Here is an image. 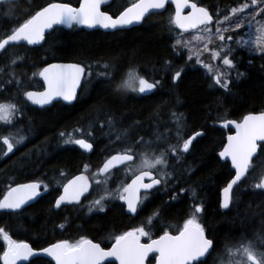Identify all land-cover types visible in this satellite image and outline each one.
I'll use <instances>...</instances> for the list:
<instances>
[{
	"label": "trees",
	"instance_id": "obj_1",
	"mask_svg": "<svg viewBox=\"0 0 264 264\" xmlns=\"http://www.w3.org/2000/svg\"><path fill=\"white\" fill-rule=\"evenodd\" d=\"M53 1L67 0H0V37L13 25L22 23L35 11ZM221 1H224L221 3V7L226 9L224 13L244 2ZM10 8L9 16L6 14ZM224 13H221V18ZM213 17L215 24L216 15ZM166 23L164 13H157L146 17L139 26L123 31L85 32L78 27L53 28L45 35L40 46L10 47V53L24 57L23 61L15 66L16 76L22 81V85L18 88L15 83L6 84L5 81L9 78L7 70L0 74V84L4 85V91L0 92V102L13 99L19 101L23 99V91L38 88L39 76L33 77L32 74L53 61L82 60L88 66L91 61H102V66L106 61L114 68L115 76L110 86L106 87L105 81L100 80L90 86L91 92L87 97L72 106H52L35 116L33 125L36 135L44 140L38 152L53 153V137L56 131L83 120L94 112L97 116L102 115L103 122L108 116L113 118L116 135L127 130L126 136L143 137L146 141L156 140L155 133H162L167 136L168 142L177 143L173 112L183 114L181 134L184 138L195 132L203 133L193 142L189 152L183 154L178 164L174 159H170V164L174 167H169L168 171L173 173V179L166 186L160 185L156 194L144 201L134 217L125 214L119 200H111L107 202L104 212L88 218L71 217L61 223L63 212L61 209L54 211L51 207V201L57 194V184L53 182L55 176L50 175V192L25 207L19 215L10 216L5 211H0V228L7 231L10 227L13 239L27 242L34 249H42L65 239L64 236L68 237L67 240L75 242L76 239L70 236L75 232L88 235V239L107 247L114 241L115 235L143 226L155 211H158L159 215L153 220L150 228L152 237L164 231L174 232L190 218L194 204L203 206V212L196 214L197 219L215 245V249L207 257V264H221L226 244L239 245L241 241L255 239L258 233L264 235V190L252 187L260 174L264 173V156L259 161L254 159L255 171L238 187H234L233 202L226 210L221 209L219 205V191L232 177L233 172L229 164L220 162L217 156L227 134V129L223 127L225 121L240 119L247 113L264 111V55L250 45L232 47L235 51L230 58L233 59L235 67H224L222 70L230 73L231 83L228 90L217 88L212 83L211 74L203 66L192 63L188 65L190 68L186 69L174 63L181 61V58L176 55L177 49L171 52L169 48L172 41L165 31ZM245 28L239 30V34ZM227 34H232L234 38L238 35ZM199 48L202 49L203 46ZM209 57L206 54L201 60L209 62ZM169 58L173 59L172 72L175 69H183L175 84H171V75L167 72L170 65H165ZM5 63L7 61L0 58V66ZM131 65L149 70L150 77L161 82L160 90L141 98H134L124 92H114L117 78L124 68ZM103 122L100 120L101 124ZM110 130L105 124L100 129L96 128V133L101 137ZM159 145L164 148L167 146L161 142ZM97 152L96 148L90 156L95 157ZM42 160L44 172L51 173H55L59 167L77 170L80 162L76 151L65 149L60 150L54 158H34L33 162L23 161L17 165L12 162L10 169L13 171L28 166L31 172H27L26 168L20 172L26 177L27 173L32 174L35 168H40ZM4 175L0 174V184ZM109 187L114 188L113 184ZM181 189L185 191L181 192ZM192 189H195L194 198ZM92 191L95 193V188ZM94 193L89 197L93 198ZM174 196L176 198L172 199ZM10 217L13 223L8 226L6 221ZM60 224L65 225L63 229L58 227ZM2 251L3 241L0 240V254ZM152 261L153 258H149L148 262ZM35 264H48V260H36Z\"/></svg>",
	"mask_w": 264,
	"mask_h": 264
},
{
	"label": "snow or ice",
	"instance_id": "obj_2",
	"mask_svg": "<svg viewBox=\"0 0 264 264\" xmlns=\"http://www.w3.org/2000/svg\"><path fill=\"white\" fill-rule=\"evenodd\" d=\"M107 3L108 0H80L78 8L68 3H49L46 7L35 11L22 23L13 25L0 37V58L7 61L0 66V74L7 70L6 74L9 77L5 83H15L18 88L22 85V81L16 76L15 66L21 63L24 57L10 53V47L20 45L21 42H26L27 45H38L45 39L46 30L53 29L55 25H63L69 29L73 26H84L120 30L144 22L146 17L164 10L169 3L175 5V15L169 17V25H174L182 32L196 30L191 39H176L173 49H186L187 61H192L195 57V63L207 69L215 85L228 90L231 83L230 73L222 70L214 71L211 64L201 60V56L205 52L210 53L213 61L221 60L227 69L234 68V61L229 57L233 55L235 49L227 44V41L234 40V36L227 33H238L235 38L238 46L254 44V50L264 55V0H244L237 6L231 7L222 15V18L220 11L217 10L215 24L218 26L215 30L212 27L213 14L208 8L198 6L191 0H133L131 5L115 18L108 11L102 10V6ZM186 8H190L191 11L184 15L182 13ZM6 15H11V8ZM253 22H255V39L244 40L239 30L246 26L253 28ZM193 41L202 43L203 48L197 47ZM209 45L215 46L210 48ZM169 64V61H165V65ZM103 68L104 71L97 73V76L103 78L107 87L111 85L114 73L109 70L110 66L107 63L103 65ZM182 71L183 69L175 71L172 77L174 81L181 77ZM37 75L43 78L46 85L44 91H23V95L32 104L44 106L51 104L57 98L68 102L76 99L77 88L81 85L85 68L79 64H48L32 74L33 77ZM89 75H91L90 72ZM159 83L158 80L150 82L149 79L140 75L136 68L130 67L115 84L113 91L143 95L152 92ZM3 91L4 85L0 84V92ZM20 112L18 105L11 100L0 102V125L15 127V119ZM172 118L176 124V144L168 142L165 134L155 133L156 141L167 145L157 152L152 147L153 141H146L140 137L135 143L126 145L122 150L108 157L103 166L92 173L91 182L88 176L81 174L63 183L61 185L63 192L55 199L53 208L79 205L81 197L94 183L99 194L87 206L88 213L104 212L107 202L111 200L123 201L129 213H136L138 206L148 199L149 190L158 191L157 186H166L173 179V173L167 171L169 167H174L170 164V158L179 163L183 154L189 152L197 137L203 135L201 132H195L185 139L181 134L183 114L173 112ZM114 123L113 118L108 116L101 127L106 124L109 129H112ZM229 125L234 126L235 135L227 136V143L219 152V157L230 160L235 172L227 186L223 188L221 207L224 209H228L233 202L234 186L238 187L255 171L254 159L259 161L264 156V111L249 113L239 122L227 120L223 123L224 128H228ZM75 131L83 133L82 129ZM59 135L63 138L64 144L78 145L79 148L89 152L93 149V144L86 138H76L73 133L65 132H60ZM91 135L92 132L89 129L87 136ZM126 135L127 130H124L123 134H117L115 139L120 141ZM25 139L26 137L21 135L19 130L16 133L0 135V149L6 146V151H2V154L7 156L12 153L14 148L22 144ZM137 145L140 150H137ZM121 166H123L122 169ZM88 168L89 166L85 164V171H88ZM113 169L122 170L125 176L131 175L134 178L131 183H125L122 180L115 188H110L109 184L115 175ZM60 175H64L63 171ZM146 179L148 183H145ZM41 183L39 181L22 183L16 184L15 187L9 184L3 197L0 198V211L10 210L11 213L19 215L25 205L41 195ZM57 183L61 182L57 181ZM252 187L264 190V173L260 174L258 181ZM43 188L47 191L48 185L44 184ZM141 190H144L143 195ZM184 191L185 189H181V192ZM192 196L195 197V189H192ZM175 198V196L172 197V199ZM202 212L203 206L194 204L192 215L185 220L177 234L173 235L169 231H164L159 238L153 239L150 228L153 220L159 215V212L155 211L143 226L115 235L114 243L107 249L100 243L81 237L75 242L67 239L59 240L37 250L26 242L13 239L4 228H0V240L3 241L0 261L2 264H18V262L35 264L36 260H48V264L53 262L54 264H105L110 258H114L119 264H146L150 254L155 253L157 254L155 264H207V257L215 249V245L197 219L196 214ZM64 226V224L58 225L61 229ZM142 238H147L148 242L142 243ZM221 264H264V235L258 233L255 239L241 241L239 245L226 244Z\"/></svg>",
	"mask_w": 264,
	"mask_h": 264
},
{
	"label": "flooded vegetation",
	"instance_id": "obj_3",
	"mask_svg": "<svg viewBox=\"0 0 264 264\" xmlns=\"http://www.w3.org/2000/svg\"><path fill=\"white\" fill-rule=\"evenodd\" d=\"M132 2H133V0H108V3L102 6V10L108 11L109 14L113 15V17L115 18L126 7H129ZM191 2L197 3L198 6L208 8L209 12L213 15L216 14L217 10H219L220 13H224L226 10L225 8L221 7V3L224 2L221 0L220 1H218V0H191ZM66 3L71 4V6L76 8L79 6L80 0H67ZM190 11H191L190 8H186V9H184L182 14L187 15L188 12H190ZM158 13H164V17H165L166 22H167L165 24V31L167 32V34L169 36V40L171 39V41H172L171 43H169V48H170L171 52H174L173 51V44L175 43L176 39L188 40V39H191V37L195 34L196 30H189L188 32H181L174 25H169V21H168L169 17L175 15L174 6L171 3L167 4L165 9L158 11ZM216 26H218V25H216V24L212 25L213 30H215ZM130 28H133V27H130ZM130 28L121 29L119 31L129 30ZM170 28L172 29L171 31H170ZM82 30H84V29H82ZM91 31H99L100 32L101 30H99V29L89 30V31L85 30V32H91ZM115 31H117V30H115ZM101 32H104V31H101ZM173 32L175 34H173ZM217 43H219V42H217ZM193 44H195L197 47L203 46L202 43H197L195 41H193ZM227 44L230 46L231 41H227ZM233 45H234V40H233ZM176 52H177L176 55L180 56L181 61L174 62V63H176L182 67L184 66V68H186V69L190 68V67H188L189 64H191V65H192V63L196 64L195 58H193L192 61H187V59H186L187 58V50L186 49L177 48ZM167 61L170 62V64H169L170 69H167V72H169L168 73L169 76L171 75L170 76V78H171L170 82H171V84H175V82H177V80L174 81L172 77H173L175 71L178 69H175V71L172 72L173 59L169 58ZM51 63L79 64V65H81V67L85 68V75L82 77L81 85H80L79 90L77 91L76 99H74L71 102H63L61 100H56V101L52 102L47 107H43V106L34 107V106L29 105L27 103L24 95H23V99H19V101L17 99L11 100L13 103H16L18 105V107L21 109V112L18 114L17 118L15 119V127L0 125V135H8L9 132L16 133L19 130L20 134L25 136L26 139L24 140V142L22 144L18 145L16 148H14L13 152L9 153L7 156H4L2 154V151H6V146H3V148L0 149V174L6 175V176L4 175L5 177L3 176V180L1 181V184H0V193H1L0 198L3 197V194L7 190V186L9 184H11V186L14 187V186H16V184L32 183V182H37V181L42 182L41 183V195L36 197V199L34 201H32L31 203L25 205L24 206V208H25L28 205L36 202L40 197H42V196H44L50 192L52 185H51L48 178L51 177L50 175H53V176H55V179L53 180V182L57 184V186H56L57 194L55 195V197L51 201V204H52L51 207L54 211H57L59 209L53 208V204H54L55 199L60 195V191L62 188L61 185L63 183H66L70 178H72L76 175H79V174H83V175L88 176L90 178V182H91L92 173L95 172L97 169H99L100 166L106 161V159L108 157L116 154V152L122 150L126 145H130V144L135 143V141L138 140L140 137L128 135V136H123L122 140L117 141L115 139L116 129L114 127L110 130V132L105 133V136L99 137V133H96V128L97 129L101 128L100 120L103 122V120L101 118L102 115L95 116L94 118L91 117V115H88V116H85L83 120H80L76 123H73L72 125H70L68 127H65V128H62V129H59L56 131L55 136L53 137V140H54V145L52 147L53 153H48V152H43V151L38 152V148H40V147L42 148V146H43L42 144H44V140L42 137L38 138L36 135V130H35L34 125H33L35 116H37V114H40L41 112L51 108L52 106L53 107H55V106H58V107L59 106H66V107L72 106L78 100H82L88 96V93L91 92L90 86H92L95 82L103 80L102 77L97 76V73L104 71V68L102 66V61H100V63L97 61H91V64L89 66L85 63V61H82V60H57V61H53ZM105 63H107L110 66L109 70L114 73V68L110 65V63L106 62V61L104 62V64ZM166 66H168V65H166ZM200 66L202 67V65H200ZM130 67L136 68L138 70L139 74L144 76L145 78L149 79L150 82L153 81L152 77H150L151 74H150L149 70L142 69L137 65H131V66H127L126 68H124V70L122 71V74H120V76L117 78L116 83L119 82V80L122 78L123 74ZM42 68H43V66L41 67V69ZM221 69L223 70L224 68L222 66L218 67V70H221ZM89 72L91 73V75H89ZM211 80H212V78H211ZM212 83L214 84L213 80H212ZM161 86H162V84L160 82L159 85L152 92H150L148 94H143V95L137 94L134 92H124V93L129 94L134 98H141V97L148 96L154 92H158L160 90ZM216 86H217V88H219L218 85H216ZM42 89H43V85L40 82V86L38 88H35L32 90L33 91H41ZM76 129H82L83 133L76 132L75 131ZM89 129L92 132L91 136H87V132ZM114 130H115V132H114ZM60 132L73 133L76 138L88 139V141L93 144V149L87 153V152L83 151L81 148H79L78 145L64 144L63 138L60 137V135H59ZM151 141L154 142L155 140H151ZM103 144H104V146H103ZM154 144H155V142L152 144L153 148H155ZM157 147L159 149L164 148L162 145L157 146ZM96 148L98 149V152L96 153L95 157H91L90 156L91 153ZM158 148H155V149L158 150ZM65 149L66 150L72 149V150L76 151V153L79 155L80 162H79V165L77 166V170L71 171V170H67L63 167H59L57 169V171H55V173H51V172H47V171L44 172L45 167L43 166V164H44L43 160H42L41 164L39 165L40 168L39 169L35 168L34 171L32 172V174L27 173L26 177H24V175H22L20 172L23 171L25 168L27 169V172H31V171H29L28 166H25L24 168L21 167L18 169H14L13 171L10 169V167L12 166V162H15V164L14 163L13 164L17 165L19 162H23V161H32L33 162L34 158H38V159H40V158H42V159L54 158L58 154V152H60V150H65ZM25 150L28 152H26ZM137 150H140L139 145H137ZM217 156H218V154H217ZM85 164H87L89 166L88 171H85V169H84ZM176 164H178V163H176ZM31 165H33V163H31ZM122 168H123V166H121V169ZM168 170H169V168L167 169V171ZM61 171H63V173H64L63 176L60 175ZM113 172L115 173V175L113 176L112 181L110 182L109 185L113 184L114 188L122 180L125 183H129V181L133 178L131 175L125 176L124 171H122V170L117 171L116 169H113ZM57 181H60L61 183L58 184ZM44 184L48 185L47 191H44V188H43ZM53 188H55V187H53ZM93 188H95V190H96L95 193L92 191ZM149 192H150L149 197H152L153 195L156 194L157 190L152 189ZM91 193H94L93 198L89 197ZM98 194H99V190L96 189L95 184L92 183V187L89 189L88 193L81 198V202L79 205L62 206L60 208L61 211L63 212V215H62L63 221L61 223L68 221L69 219H71V217L88 218L93 214L100 213L98 211H93L92 213H88V210H87V206L90 204V202L94 198L97 197ZM141 195H143V191H141ZM120 203L123 205L124 212H125L124 202L120 201ZM142 206H143V204L138 206L137 212L140 209V207H142ZM4 211H5V213H8L10 216L13 215V213H11L10 210H4ZM22 211H20V213ZM70 221H72V220H70ZM6 222H8V226H11L10 224L13 223L11 217L8 218ZM7 232L9 234L11 233L10 227H8ZM70 236L74 237L76 240L80 239L81 237L88 238V235H85V234L80 235V234H77L75 232H72V235H70ZM64 237H65V239L68 238L67 236H64ZM65 239H63V240H65Z\"/></svg>",
	"mask_w": 264,
	"mask_h": 264
},
{
	"label": "water",
	"instance_id": "obj_4",
	"mask_svg": "<svg viewBox=\"0 0 264 264\" xmlns=\"http://www.w3.org/2000/svg\"><path fill=\"white\" fill-rule=\"evenodd\" d=\"M8 1H12V2H14V1H16V0H8ZM52 3H62V2H52ZM48 5V4H47ZM47 5H45L44 7H46ZM173 6H174V9H175V5L174 4H172ZM79 7V6H78ZM78 7H76V8H78ZM43 8V7H42ZM41 9V8H40ZM39 9V10H40ZM135 25H137V24H133V25H130V26H128V27H126V28H124V29H127V28H129V27H131V26H135ZM54 27H63V28H65V29H69V28H67L66 26H63V25H55ZM77 27H82V28H84V29H86V30H91V29H100V30H103V31H113L112 29H103V28H100V27H96V28H87V27H84V26H77ZM179 29V28H178ZM180 30V29H179ZM47 32H49V30H46V33ZM45 33V34H46ZM20 44H25V45H27L26 44V42H21ZM39 45V44H38ZM28 46H37V45H28ZM52 64H65V63H52ZM46 67V66H45ZM40 80H41V82L43 83V86H44V89H45V87H46V85L44 84V81H43V78L42 77H40ZM44 89L42 90V91H44ZM78 89H79V87L77 88V91H78ZM42 91H38V92H42ZM56 100H61V101H63V102H68V101H64V100H62L61 98H57ZM29 104H31L32 106H36V107H38V106H41V105H37V104H32V102L31 101H28V100H26ZM55 101V100H54ZM50 104H48V105H44V106H49ZM43 106V107H44ZM253 113H260V112H253ZM249 114V113H248ZM245 115H247V114H245ZM244 115V116H245ZM242 118H243V116H242ZM242 118L240 119V120H242ZM231 120H234V119H231ZM240 120H235V121H237V122H239ZM228 129L230 130V133L228 134V135H235V128H234V126H232V125H229V127H228ZM227 135V136H228ZM227 136H226V138H225V142H224V145L227 143ZM223 145V146H224ZM83 150V149H82ZM223 150V147H222V149L220 150V151H222ZM83 151H85V150H83ZM85 152H89V151H85ZM218 156H219V154H218ZM219 159H220V161L221 162H228V164H229V166H230V168H231V170L233 171V175H234V172H235V170L231 167V161L230 160H224V159H221L220 157H219ZM104 164V163H103ZM103 164L100 166V167H102L103 166ZM79 175H81V174H79ZM232 175V176H233ZM76 176H78V175H76ZM76 176H74V177H72V178H70V179H73V178H75ZM134 178V177H133ZM132 178V179H133ZM232 178V177H231ZM230 178V179H231ZM69 179V180H70ZM131 179V180H132ZM131 180L129 181V183H131ZM147 181V182H146ZM230 181V180H229ZM228 181V182H229ZM149 181L146 179L145 180V183H148ZM227 182V183H228ZM67 183V182H66ZM227 183H226V185L224 186V187H226L227 186ZM15 187V186H14ZM223 187V188H224ZM235 187V186H234ZM223 188H221L220 189V191H219V203H220V207H221V203H222V201H223ZM141 191H144V190H141ZM150 191V190H149ZM62 192H63V188H61V191H60V194H62ZM88 192H86L83 196H85L86 194H87ZM82 196V197H83ZM81 197V198H82ZM36 199V198H35ZM34 199V200H35ZM33 200V201H34ZM32 201H30L29 203H31ZM28 203V204H29ZM124 206H125V213L126 214H128V215H131V216H134L135 215V213H129L128 211H127V205H126V203H124ZM222 208V207H221ZM222 209H224V208H222ZM224 210H226V209H224ZM172 234V233H171ZM175 234H177V233H174L173 235H175ZM161 235H163V234H161ZM157 238H159V236L158 237H155V238H153V239H157ZM148 241H146V242H142V243H147ZM113 244V243H112ZM111 244V245H112ZM111 245L108 247V248H110L111 247ZM48 247V246H47ZM107 249V248H106ZM152 255H154V260H153V263H148L147 261H146V264H155V256L157 255V254H155V253H153V254H150V256H149V258L152 256ZM106 262H113V263H115V264H119V262L118 261H115L114 260V258H110V260L109 261H106ZM105 262V263H106ZM22 263H24V262H18V264H22ZM1 264H2V261H1ZM53 264H54V262H53Z\"/></svg>",
	"mask_w": 264,
	"mask_h": 264
},
{
	"label": "rangeland",
	"instance_id": "obj_5",
	"mask_svg": "<svg viewBox=\"0 0 264 264\" xmlns=\"http://www.w3.org/2000/svg\"><path fill=\"white\" fill-rule=\"evenodd\" d=\"M254 28L255 27H253V28H248V27H246L240 34L241 35H243V38H244V40H247V41H252V40H254L255 39V31H254ZM253 32V34H252V32ZM238 35H235V38L237 37ZM235 38H234V46L235 47H237L238 45L235 43ZM248 45H250V47H252V48H255V45L254 44H248ZM216 61H218V60H215V61H213L212 59H211V56L209 57V62H208V64H214ZM219 63H220V65H222L223 67H226V66H224L223 64H222V62H221V60H219ZM95 116H97V114H95V112L91 115V117H95ZM103 136H105V135H103ZM177 141V140H176ZM155 142V144H154V146H155V148H158L157 146H160L159 144H160V142H158V141H154ZM172 144H175V142H173ZM159 150H161V149H159L158 148V150H157V152H159ZM171 159V158H170Z\"/></svg>",
	"mask_w": 264,
	"mask_h": 264
},
{
	"label": "bare ground",
	"instance_id": "obj_6",
	"mask_svg": "<svg viewBox=\"0 0 264 264\" xmlns=\"http://www.w3.org/2000/svg\"><path fill=\"white\" fill-rule=\"evenodd\" d=\"M60 28H63V27H60ZM63 29H64V28H63ZM199 132H200V131H199ZM193 134H194V133H193ZM193 134H191V135H193ZM197 138H198V137H197ZM224 142H225V139H224ZM223 145H224V143H223ZM223 145H222V147H223ZM222 147H221V149H222ZM221 149H220V150H221ZM220 150L218 151V153L220 152ZM218 153H217V154H218ZM229 180H230V179H229ZM229 180H228V181H229ZM222 188H223V187H222Z\"/></svg>",
	"mask_w": 264,
	"mask_h": 264
}]
</instances>
